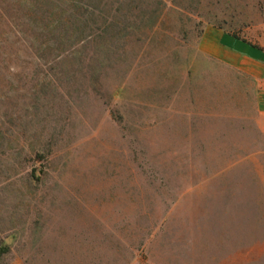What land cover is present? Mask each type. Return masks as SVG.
<instances>
[{
  "label": "rangeland",
  "instance_id": "obj_1",
  "mask_svg": "<svg viewBox=\"0 0 264 264\" xmlns=\"http://www.w3.org/2000/svg\"><path fill=\"white\" fill-rule=\"evenodd\" d=\"M20 1L0 0V264H264V170L164 131L226 105L200 36L263 34L264 0Z\"/></svg>",
  "mask_w": 264,
  "mask_h": 264
},
{
  "label": "crops",
  "instance_id": "obj_2",
  "mask_svg": "<svg viewBox=\"0 0 264 264\" xmlns=\"http://www.w3.org/2000/svg\"><path fill=\"white\" fill-rule=\"evenodd\" d=\"M258 29L257 34L247 38L215 25L204 28L199 51L227 71L225 75L205 79L213 84L211 92L218 89L226 92V105L201 113L179 110L180 116L187 117L185 122H171L164 129L171 132L176 145H181L184 139L193 140V145L216 147L219 154H225L221 162L228 165L220 167L219 172L250 163L255 165L253 170H264V33H259L261 25ZM199 114L203 118H197ZM219 172L214 179L221 178Z\"/></svg>",
  "mask_w": 264,
  "mask_h": 264
},
{
  "label": "trees",
  "instance_id": "obj_3",
  "mask_svg": "<svg viewBox=\"0 0 264 264\" xmlns=\"http://www.w3.org/2000/svg\"><path fill=\"white\" fill-rule=\"evenodd\" d=\"M16 1H18L17 2V4L19 5V6H22L21 5V1L20 0H16ZM72 3H79V2H81V0H73V1H71ZM29 3V7L30 8H32L31 10H30V13H29V15H34V11L37 9V6H38V4H37V6H36V3H39V1L38 0H31L30 2H28ZM82 4V3H81ZM78 6V5H77ZM34 8V9H33ZM20 9V8H19ZM78 10H80V9H78ZM76 21L77 22H79V21H81V18H77L76 19ZM47 22V21H46ZM74 24V26H76L74 29H79L80 28V25L81 24H75L76 22H73ZM46 25L49 27V28H57L56 26H58L59 25V23L57 22V20H55L54 18L53 19H50V20H48V23H46ZM59 26H61V25H59ZM23 28L22 27H20L19 26V29H18V32L19 33H22L23 32V30H22ZM9 250V247H7V248H5V250H4V252H7Z\"/></svg>",
  "mask_w": 264,
  "mask_h": 264
}]
</instances>
